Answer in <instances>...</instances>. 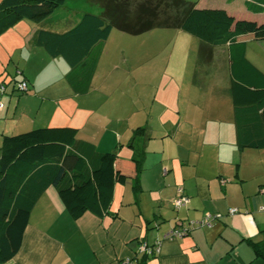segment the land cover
I'll use <instances>...</instances> for the list:
<instances>
[{
    "label": "crops",
    "instance_id": "crops-1",
    "mask_svg": "<svg viewBox=\"0 0 264 264\" xmlns=\"http://www.w3.org/2000/svg\"><path fill=\"white\" fill-rule=\"evenodd\" d=\"M185 1L199 9H223L236 19L264 24V13L249 12L247 0ZM74 24L55 29L49 27L48 20L38 25L24 20L0 36L1 78L5 71L11 76L14 70L11 80L20 75L30 89L14 106L9 95L8 104L2 105L0 145L4 136L42 127H71L77 130L78 141L93 145L99 154L116 153L120 161L116 167L122 172H133L132 157L138 158L139 191H133L132 179L115 184L107 215L85 212L74 220L57 191L49 187L31 210L19 250L4 264H136L142 242L148 246L159 242L157 253L148 256L145 264H264V258L257 257L248 243L264 250V212L260 211L264 207V149L237 148L231 100L227 114L224 99L226 85L229 88L226 47L213 48L211 60L201 64L200 44L183 49L179 51L182 57L177 54L171 63L160 60L162 69L152 66L161 54L155 46L154 50L138 48L128 55L122 52L123 65L137 69L132 65L136 59L150 79L161 71L168 74L160 77L159 88L164 93L157 97L159 112L154 110V97L147 114L146 101L141 100L137 118H131L135 112L127 111L108 120L109 114L102 109L110 99L100 92L108 78L97 85L94 79L108 55L109 41L125 38L116 30L109 33L90 89L77 94L65 79L71 65L62 55L52 57L37 39L39 30L61 34ZM40 37L55 47V38ZM244 42L247 59L264 73V44L251 39ZM204 65L208 72L199 82L198 69ZM110 87L107 84L106 88ZM8 92L12 90L5 88L0 99ZM114 110L121 113V108ZM152 114L157 119L150 124L147 118ZM107 120V126L101 125ZM136 128H144L145 136L135 138L132 149L129 143ZM177 190L189 201L174 210L170 202ZM229 209L237 213L228 215ZM206 216L212 217L210 226L196 225ZM175 225L187 229V234L163 239Z\"/></svg>",
    "mask_w": 264,
    "mask_h": 264
},
{
    "label": "trees",
    "instance_id": "trees-1",
    "mask_svg": "<svg viewBox=\"0 0 264 264\" xmlns=\"http://www.w3.org/2000/svg\"><path fill=\"white\" fill-rule=\"evenodd\" d=\"M247 1L249 12L264 13V0ZM66 2L0 0V36L20 21L44 24L54 10L63 7ZM88 2L98 6L100 11L97 15L83 13L77 23L61 34L39 30L41 36L55 38V47L40 41L37 33L38 42L52 57L62 55L71 65L65 79L75 93L84 94L90 89L102 44L112 30L129 36H139L155 29L180 30L200 41L199 64L211 60L213 48L226 47L237 148L264 149V73L247 59L244 42L245 39L264 41V24L236 19L223 9H199L185 0ZM95 47L94 53L89 54ZM13 82L12 93L30 92L25 80ZM21 82L26 83L25 91L18 88ZM1 86L3 92L0 95L4 94L6 88L2 82ZM76 134L77 130L71 127H42L2 138L0 264L8 262L19 250L31 210L49 187L57 191L65 210L74 220L85 212L97 217L107 215L115 184H124L132 179L133 191H139L137 181L141 161L138 158L132 157L133 172H122L116 167L120 163L116 153L99 154L93 145L78 141ZM138 136H145L144 128L133 131L129 143L132 149L133 141ZM229 210L228 215L237 213L236 210V213L230 214ZM173 228L182 227L175 225ZM248 243L257 257L264 258V250L258 244ZM153 246H150V253L136 252L141 255L136 264H145L148 256L157 253L153 248L158 244Z\"/></svg>",
    "mask_w": 264,
    "mask_h": 264
},
{
    "label": "rangeland",
    "instance_id": "rangeland-1",
    "mask_svg": "<svg viewBox=\"0 0 264 264\" xmlns=\"http://www.w3.org/2000/svg\"><path fill=\"white\" fill-rule=\"evenodd\" d=\"M98 11H100L98 6L89 4L88 0H67V2L63 7H59L55 9L52 15L48 18L49 27L55 29H57L56 26L64 27L65 23H69V22L76 23V20L79 21L78 19L80 18L78 17H80L83 13L88 12L97 15ZM52 19L54 20L51 21ZM114 32L122 36V38H125V41L118 42V41H114L113 39L109 41V45L107 49L108 55L103 61L94 79V85H97L102 83L103 79L108 78L107 80H104L105 82L104 85H101L103 87V91L100 92L109 97L110 104L105 105L102 110H104L106 114H109L108 120L112 119V117H117L118 115L121 116V114L124 115V113H127V111L130 112L131 114L132 112H135L133 113V115H131V118L134 119L139 116L138 109L141 108L140 101L141 100L146 101V107L144 112L145 114H147L151 101L154 100V97H156V99L154 100V110L156 113L159 112V107L157 106L159 104V101L157 97H159L162 93H164L159 88L160 85L162 84L160 77L168 73L161 71L160 74L150 79L149 74L145 73L144 67L142 65L136 64L137 63L136 59L132 65L136 66L137 69L130 68L128 66L129 64L123 65L120 62L122 52H124L125 55H128L129 53L133 52L138 48H146L147 50L148 49L154 50L156 47L158 49L157 51H161V54L159 57V62L153 64L152 66H159L162 69V64L160 60L164 61L165 63L167 62V64L171 63L172 60H174V57L177 56V54H179V56L182 57V54L179 51L183 49L187 51L189 48L193 49L194 46L198 47L200 41L197 38L185 32L175 29H155L149 33H145L135 37L129 35H123L117 31ZM258 42L264 44L263 41H258ZM254 47L255 46H250L249 49H253L257 51V49H254ZM218 48H223V47H218ZM131 60L132 59H130L129 61ZM200 67L198 69V74H197L198 76L197 79L199 80V82L202 81L204 75L208 72L207 71L208 67H206L205 65L202 66L201 68ZM8 71L4 72L3 78H1L0 76V83L2 82L3 84L4 83L3 80H4L7 84L6 85L4 83L5 87L10 91L12 89V86L15 84V82L11 80V77L14 75L15 72L13 70L10 76V73ZM20 79L21 76L16 75L14 80L17 83L20 81ZM107 84H111L112 87L107 89L106 88ZM101 86H99L97 89H99ZM224 92H225V98H224L225 103H227V107H228L227 114H229L230 112L229 104L231 99H230L228 85H226ZM9 93L10 92L6 93V96L3 95V98L0 99V103L4 106L8 104L7 102L8 95L10 98L12 96L13 106H14L15 105L14 102H16V99L19 98L22 99L26 97V95L29 94L30 92L26 94L19 93L16 91L10 94ZM220 97L223 98L222 95H220ZM112 102L117 104V106L116 105L115 107L114 105L112 106L111 105ZM122 107L124 108V110ZM119 108H121L120 114L113 113L115 112L114 109H119ZM97 114L99 115V113ZM156 119H157V115L152 114L147 118V121L148 123L153 124V122ZM108 120L105 122L101 121V125H103L104 123L107 126L109 122Z\"/></svg>",
    "mask_w": 264,
    "mask_h": 264
},
{
    "label": "built area",
    "instance_id": "built-area-1",
    "mask_svg": "<svg viewBox=\"0 0 264 264\" xmlns=\"http://www.w3.org/2000/svg\"><path fill=\"white\" fill-rule=\"evenodd\" d=\"M18 88L22 91H25L27 89V86H26V83L25 82H21L19 83L18 85ZM0 92H3V88L2 86L0 87ZM2 108V104L0 103V110ZM178 192V195L171 201V205L176 208V209H179V208H182L183 206H185L187 203H188V199L183 196L181 194V190H177ZM261 210H264V208H260ZM229 213L230 214H234L236 213V209H230L229 210ZM211 216H206V218L204 220H202L201 222H196V225H205V226H210V221H211ZM187 234V229L185 228H171L167 233H165L162 238L163 239H173V238H180L184 235ZM158 244L157 242L154 244V246ZM153 246V247H154ZM152 247V248H153ZM155 252L158 251L157 247H154L153 248ZM152 251V249L147 246L145 243H141L139 248H138V252L139 253H150ZM130 262H126V264H129Z\"/></svg>",
    "mask_w": 264,
    "mask_h": 264
},
{
    "label": "clouds",
    "instance_id": "clouds-1",
    "mask_svg": "<svg viewBox=\"0 0 264 264\" xmlns=\"http://www.w3.org/2000/svg\"><path fill=\"white\" fill-rule=\"evenodd\" d=\"M142 243H145V242H142ZM146 244V243H145ZM155 244V243H154ZM147 245V244H146ZM148 246V245H147ZM150 247V246H149Z\"/></svg>",
    "mask_w": 264,
    "mask_h": 264
}]
</instances>
